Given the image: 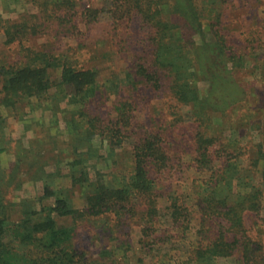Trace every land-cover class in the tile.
<instances>
[{
  "label": "trees",
  "instance_id": "trees-1",
  "mask_svg": "<svg viewBox=\"0 0 264 264\" xmlns=\"http://www.w3.org/2000/svg\"><path fill=\"white\" fill-rule=\"evenodd\" d=\"M83 1L26 0L36 12L25 11L19 20L0 25L2 45L13 52V57L5 54L0 59V154L11 152L5 145L10 143L8 119L22 120L28 110L51 111L53 126L59 125L62 115L68 134L65 148L51 136L49 153L56 170L49 173V163L40 165L33 176L44 182V195L32 201L42 202L41 208L22 206L23 215L15 223L8 216V194L23 183L20 175L26 173L29 154H49L44 150L48 137L16 154L11 170L0 158V264H163L165 257L158 251L168 244L180 252L175 264H220L224 258H235L237 264H264V229L253 234L248 224L253 219L264 226V141L246 145L226 140L213 127L214 114L228 116L246 99L240 98L246 90L237 78L240 71L259 75L264 82L261 34L245 49L232 42L224 12L228 0H105L103 6L81 8ZM104 18L141 34L135 44L139 50L128 40L118 42L125 44L118 53L133 50L123 78L113 72L102 79L93 64L95 55L86 57V45L80 41ZM40 36L47 43L33 44ZM65 39L77 45L65 47ZM200 82L208 83L205 93ZM125 87L130 93L166 88L174 102L168 127L183 122L181 111L188 108L192 122L188 141L172 140L164 128L140 122L132 94L117 96ZM241 121L236 128L240 135L249 127L261 128L259 122ZM97 140L111 154L130 146V170L115 173L110 180L99 172L92 179L89 163L99 155ZM184 155H192V160L185 161ZM37 163L31 159L29 166ZM63 164L67 174L61 172ZM185 168L198 174L190 187L193 204L174 188ZM60 177L79 191L80 206L68 189L58 185ZM52 199L54 203H45ZM63 218L73 225H61ZM93 222H101L115 242L96 257L74 241L77 225ZM8 231L11 237L6 240ZM138 250L142 255L132 262L126 255ZM145 255L154 257L147 261Z\"/></svg>",
  "mask_w": 264,
  "mask_h": 264
},
{
  "label": "rangeland",
  "instance_id": "rangeland-1",
  "mask_svg": "<svg viewBox=\"0 0 264 264\" xmlns=\"http://www.w3.org/2000/svg\"><path fill=\"white\" fill-rule=\"evenodd\" d=\"M19 2L21 3H17L15 0H0V25L5 20H19L25 11L30 13L37 11L35 6L26 4V0H21ZM105 2V0H84L81 4V8L89 6L90 4L100 7L103 6ZM224 12L226 13L225 19L230 24L228 32L232 42L239 45L240 49H245L249 44H253V40H257L260 34L261 36L259 39H262L264 42V0H228L224 7ZM80 27L83 31H87V27L84 23H81ZM256 30H259L258 32L260 33L256 32V34L259 35L255 34ZM137 31L138 30L123 25L116 27L110 19L104 18L103 21L91 25L86 36L80 39V41L86 45V50L88 51V54L85 56L89 58L91 54L95 55L96 61L94 60L93 64L100 70L102 79L109 77L113 72L121 73V78L125 76L124 71L129 68L133 58V50H127L126 47L127 52L118 53L117 51L120 47L125 45L124 43V45H119L120 43L118 42L121 39H125L135 46V44L138 43L137 40L141 39L139 38L141 34ZM207 38H213L212 33L209 31H207ZM196 40L199 43L202 42L200 36H197ZM32 42L40 46L47 43V38L40 36L33 39ZM2 43L3 38L0 36V59L5 58V54L13 57V52H8L7 48H5ZM257 44L259 45V42H256L255 45L257 46ZM63 45L65 47L68 45L76 46L77 42L72 39H65ZM135 50H139V48L135 46ZM237 78L243 82L246 88L245 94L240 96V98L246 99L235 109H231L232 111L228 112V116L224 117L220 114H214L213 127L220 132L222 137L226 140H241V143L246 145L251 141L255 144L261 143L264 141V82L260 79L259 75H253L249 72L245 73L244 71H240L237 74ZM198 85L201 92L205 93L208 88V83L200 82ZM128 94H132L131 98L135 99L134 101L138 103L136 115L140 122L148 125L153 124L152 126L156 128V130L164 128V134L172 140H182L185 141L184 143L188 141V126L192 127L188 108H183L181 111L183 118H185L183 122H179L176 126L168 127L170 124L169 120L171 119L170 108L174 102L171 100V95L166 88L156 93H152L146 89H142L140 92L130 93L128 92V87H125L117 96H128ZM115 97L116 96L112 98L115 99ZM245 116L248 117L243 121ZM59 118V125L53 126L54 118L52 112L42 109L34 111L28 110L26 117L22 120L9 118V127L6 132L10 134L8 138L10 143L6 142L5 145L11 152L0 154L2 166L6 170H11L16 161V154L20 151H29L34 146L37 147V140L40 137L44 139L48 137L46 140L48 145L44 147V150H47L48 153L49 151L51 152L53 148L49 143L52 141L51 136H57L58 147L65 148L67 146L65 142L68 140V134L62 115H59ZM241 118H243L242 121ZM249 120H251L252 123L259 122L261 128L253 130L249 127V132L244 136L242 134L240 135L238 132L239 130H236L237 123L241 121L243 124H246ZM244 128H246V125ZM184 133L187 135L183 136ZM96 144L99 149V155L93 158L89 163L92 179H96L99 172L105 175L106 179L110 180L113 174L130 170L132 167L130 146L117 149L115 153L111 154L110 150L102 146L99 140L96 141ZM36 153L37 152L29 154L30 158H27L25 161L24 166H26L27 169L24 168L26 169V173L20 175V179L23 183L17 190H12L11 188V192L8 194L7 200L10 204L8 216L11 223L19 221L23 215V207L26 204H33V206H36L38 209L41 208L42 202H37V205L32 203V201L38 198L40 199L44 195V182L33 180V176H35V172L38 170L39 166L49 163L46 172L52 173L56 170L55 159L50 153L42 156ZM183 157L185 161H190L193 156L184 155ZM31 159H36L38 161L32 168L29 166ZM61 172L64 174L68 173V169L64 164L62 165ZM197 175L195 169H186L183 174V179L176 182L174 187L179 193L184 194L191 204H193L194 199L190 190L191 182L193 177ZM56 180L61 188L69 190L71 195L74 196L76 205L80 206L82 200L79 191L72 187L71 181L65 177H60ZM45 203L52 204L54 200L52 199ZM262 214L264 215V209ZM59 222L61 225H73L71 219L63 218L60 219ZM248 224L253 227V234L260 232V229H264L262 222L258 220H256L254 224V220L250 219ZM259 224L263 228H261V226H256ZM77 226L78 229L76 230L74 241L77 246L87 250L89 256H99L100 251L106 246L111 248L114 247V240L109 237L101 222ZM133 236L134 241L137 243L139 233L135 232ZM10 237V232L8 231L5 239L9 240ZM192 239H194V237L190 235L189 240L193 241ZM137 252L138 254L130 252L126 256H128V258L130 257L132 262H135L136 259L142 255L139 250ZM158 254L159 256L165 257L163 264H175L176 257L180 255V252H178L174 246L168 244L162 246ZM122 255L123 254H119V256ZM145 256L147 261L154 257V255ZM219 263L237 264L235 258L220 259Z\"/></svg>",
  "mask_w": 264,
  "mask_h": 264
}]
</instances>
